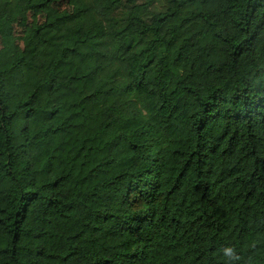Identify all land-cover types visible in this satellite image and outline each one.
<instances>
[{
  "label": "trees",
  "instance_id": "obj_1",
  "mask_svg": "<svg viewBox=\"0 0 264 264\" xmlns=\"http://www.w3.org/2000/svg\"><path fill=\"white\" fill-rule=\"evenodd\" d=\"M60 1L0 0V264H264V0Z\"/></svg>",
  "mask_w": 264,
  "mask_h": 264
},
{
  "label": "rangeland",
  "instance_id": "obj_2",
  "mask_svg": "<svg viewBox=\"0 0 264 264\" xmlns=\"http://www.w3.org/2000/svg\"><path fill=\"white\" fill-rule=\"evenodd\" d=\"M53 8L58 9H72V3L70 0H62L53 4ZM52 18V11L38 12L31 10L28 13L21 15L15 22V36L19 47L24 46V33L28 26L35 25L36 23L43 22ZM7 41V36L0 35V47H2Z\"/></svg>",
  "mask_w": 264,
  "mask_h": 264
},
{
  "label": "clouds",
  "instance_id": "obj_3",
  "mask_svg": "<svg viewBox=\"0 0 264 264\" xmlns=\"http://www.w3.org/2000/svg\"><path fill=\"white\" fill-rule=\"evenodd\" d=\"M224 253H225V256L226 257H229V258H237L233 249L231 247H228V248H225L224 249Z\"/></svg>",
  "mask_w": 264,
  "mask_h": 264
}]
</instances>
